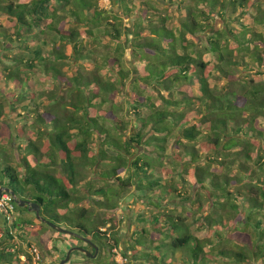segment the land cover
I'll return each mask as SVG.
<instances>
[{
  "label": "trees",
  "instance_id": "obj_1",
  "mask_svg": "<svg viewBox=\"0 0 264 264\" xmlns=\"http://www.w3.org/2000/svg\"><path fill=\"white\" fill-rule=\"evenodd\" d=\"M108 1L0 0V186L110 251L132 193L142 264H264V0ZM17 201L0 264H44Z\"/></svg>",
  "mask_w": 264,
  "mask_h": 264
},
{
  "label": "rangeland",
  "instance_id": "obj_2",
  "mask_svg": "<svg viewBox=\"0 0 264 264\" xmlns=\"http://www.w3.org/2000/svg\"><path fill=\"white\" fill-rule=\"evenodd\" d=\"M98 2H99V6L103 9H112V7H113L112 4L109 3L108 0H98ZM1 21L3 22V24L5 26L10 25L9 20L6 17H2ZM223 27H224V21L218 20L215 24V27L208 30V32H214V31H217ZM200 37H205V36L203 34H201ZM105 44H107V40L101 39L97 43L89 44L88 47L91 48L94 45H97V47L101 46L100 48H103V45H105ZM127 58H128V56H127ZM206 58L210 59L211 56L206 55ZM129 65H130V63H129ZM103 72H105V71H103ZM36 77H35V79H36ZM39 77L36 80L37 84H35V89H38V91H45V93L50 92V91H52V89H54V82L50 78H46V77H40L39 78ZM60 88H61V90L65 89L63 84L60 85ZM62 93H63V90H62ZM50 103H52V102H49L48 100H44L43 101V105H44L43 108H48ZM60 109H61V107L58 106L57 110L59 113L61 112ZM17 111H21V110L18 109ZM125 120H128V118H125ZM132 129H133V127H132ZM131 132H132V130H131ZM128 134H130V132H128ZM87 177L94 180V179L98 178L99 176H98V174L93 173V171L90 170V171H88ZM85 189L86 188H84V190ZM84 190H83V192H87L86 190L85 191ZM132 195L133 194L130 193L125 198L120 199L119 204L115 210V219L118 222L117 227H118V231H119L120 241H119V247L117 249H113L112 251H110L109 256L111 257L110 259L116 260L119 264H142V262H139V260L137 261L134 258H131L130 254H129L130 250L128 249L132 232L135 230V226H134L135 220L132 218V215H133L132 209H143V204H137V203L133 204L132 203V198H133ZM88 197H90V196H88ZM80 206L88 207L89 206L88 201H83L82 205H80ZM16 216L18 218L20 217V218H23L25 220H30L32 222V225L44 226L42 224V222H40V220L36 218L35 213L32 211H29V210L24 211V212L20 211L17 213ZM140 223H139V225H141ZM191 226H192V224H191ZM191 230L197 236H201V237L204 236V233L202 231H200L196 225L192 226ZM72 232H74V231H72ZM74 233H77V232H74ZM49 235L52 237H63L65 239H68L67 241L61 240L62 238L54 240V242H56V244H55L56 245V252H55V254H54L55 256L53 258H50L48 254L46 255V252H44L42 249H40L39 245L40 246H43V245L38 242V240L48 242L49 241ZM29 241L32 242V244H33L32 248L35 251V253L39 254V258L36 256L37 262L40 261L41 263H44V264H57L56 260L63 259L66 255V251H68L71 247H75L72 245H81L82 244L81 240L70 239L66 235H64L62 233L55 232L54 230H49V231L43 232V229H42V231L37 229L36 234L32 235L31 239ZM73 252H78V251L75 250ZM125 257H127V260L124 259ZM70 264H94V263H92L88 259H85L81 253H75L73 261ZM144 264H149V263L144 262Z\"/></svg>",
  "mask_w": 264,
  "mask_h": 264
},
{
  "label": "water",
  "instance_id": "obj_3",
  "mask_svg": "<svg viewBox=\"0 0 264 264\" xmlns=\"http://www.w3.org/2000/svg\"><path fill=\"white\" fill-rule=\"evenodd\" d=\"M2 190H5V191L10 192L13 195V197L15 199V202L17 201L16 200L17 197H16V195L14 194V192L12 190H10L7 187H2L0 189V193L2 192ZM17 204L19 206H21V207L24 206V205H26L28 207V210L29 211H32V212L35 213V216H36L37 219H39L41 222L47 223L51 228L56 229L58 232H60L62 234H69V235H72L73 237H77V238H80L82 240H85L86 242H89V240L87 238L83 237L82 235H80L78 233H74V232H72V231H70L68 229H65V228L61 227V226H56L55 224H53V223L47 221L45 218H43L41 216V214H40V206L36 202H31V201H28V200H19V201H17ZM93 247L95 249V252L93 254H91L88 250H86L83 247H79V246L71 247L66 252L65 257L63 259H61L58 264H65L66 262H68V260L70 259V256H71L72 252L75 251V250L84 253V255L86 257H88V258L89 257L94 258L96 256V254H97V247L95 245H93Z\"/></svg>",
  "mask_w": 264,
  "mask_h": 264
},
{
  "label": "built area",
  "instance_id": "obj_4",
  "mask_svg": "<svg viewBox=\"0 0 264 264\" xmlns=\"http://www.w3.org/2000/svg\"><path fill=\"white\" fill-rule=\"evenodd\" d=\"M14 202L13 195L8 191L2 190L0 193V220L10 223L15 218Z\"/></svg>",
  "mask_w": 264,
  "mask_h": 264
},
{
  "label": "flooded vegetation",
  "instance_id": "obj_5",
  "mask_svg": "<svg viewBox=\"0 0 264 264\" xmlns=\"http://www.w3.org/2000/svg\"><path fill=\"white\" fill-rule=\"evenodd\" d=\"M64 235H68V236H70V237H73L72 235H69V234H64ZM62 238V239H61ZM60 239L61 240H64V238L63 237H60ZM91 243V244H90ZM86 245H89L90 247L92 246L93 247V245H95L96 247H97V254H96V256L94 257V258H91V257H89V259H98V260H103V261H105V263L106 264H113L112 263V261H115L117 264H119L116 260H112V259H110L111 257L109 256V252H110V250L108 249V247L106 246H104V247H99L96 243H92V242H86L85 240H82V244L81 245H72V246H79V247H83V248H85L86 250H88L91 254H93L94 252H95V249H94V247H93V251L91 252L89 249H88V247L86 246ZM91 247V248H92ZM77 251V250H76ZM79 253H81V254H83L84 255V253H82V252H80V251H78ZM125 260H127V257H125L124 258Z\"/></svg>",
  "mask_w": 264,
  "mask_h": 264
}]
</instances>
